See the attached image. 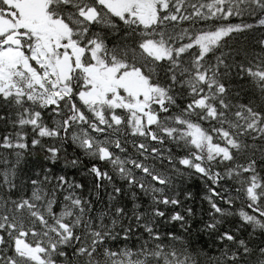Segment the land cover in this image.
<instances>
[{
    "label": "snow or ice",
    "instance_id": "obj_1",
    "mask_svg": "<svg viewBox=\"0 0 264 264\" xmlns=\"http://www.w3.org/2000/svg\"><path fill=\"white\" fill-rule=\"evenodd\" d=\"M0 264H264V0H0Z\"/></svg>",
    "mask_w": 264,
    "mask_h": 264
}]
</instances>
